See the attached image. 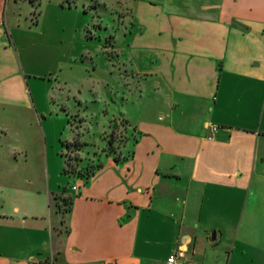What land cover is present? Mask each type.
<instances>
[{"label":"crops","instance_id":"crops-1","mask_svg":"<svg viewBox=\"0 0 264 264\" xmlns=\"http://www.w3.org/2000/svg\"><path fill=\"white\" fill-rule=\"evenodd\" d=\"M18 1L0 0V264H164L176 249L211 264L197 240L221 234L193 229L227 223L241 198L225 264H264V0H127L123 58L154 103L119 116L130 147L91 157L101 167L73 179L63 215L39 158L57 114L37 109L7 32Z\"/></svg>","mask_w":264,"mask_h":264},{"label":"rangeland","instance_id":"rangeland-1","mask_svg":"<svg viewBox=\"0 0 264 264\" xmlns=\"http://www.w3.org/2000/svg\"><path fill=\"white\" fill-rule=\"evenodd\" d=\"M10 4L6 15L13 14L7 32L14 41L25 88L31 91L38 110L57 114L42 123V175L51 187L58 188L53 198H66L74 180L63 173V155L70 158V166L83 171L88 162L96 164L91 157L101 154L110 134L114 154L120 155V147L128 140L130 147L134 133L119 116L136 118L154 103L153 98L138 93L143 87L131 78L123 58L130 36L129 5L127 0H20L13 8ZM74 137L86 144L76 154L81 160L85 155V165L73 160V151L65 152L63 144ZM242 202L239 199L227 223L195 226L198 237L204 235L200 232L204 227H209L208 235L221 234L214 242H209L207 233L204 240L198 238L195 255L200 252L211 264H225Z\"/></svg>","mask_w":264,"mask_h":264},{"label":"trees","instance_id":"trees-1","mask_svg":"<svg viewBox=\"0 0 264 264\" xmlns=\"http://www.w3.org/2000/svg\"><path fill=\"white\" fill-rule=\"evenodd\" d=\"M125 122V121H122ZM65 147V152L66 150L70 152H74L75 156L73 160H76L81 165H85L86 160L82 158L79 159L77 158L76 154L77 152H81L82 149L85 147L86 144L80 142L76 137L73 138V140L69 143L63 144ZM67 153V154H69ZM101 154H104L105 156H111L114 162H118L122 160V158H119V154L117 153L116 155L114 154V148H113V139L111 134L107 137L105 146L103 149L100 151ZM65 157L64 160V168H63V173L73 179H79L82 180L83 182H86L93 174L95 171L100 169L101 165L99 163L92 164L91 162H88L89 164L87 167H84L83 171L81 169H76L75 166H70L68 161L70 158L66 157V154L63 155ZM124 159V158H123ZM87 168V170H85ZM53 206L56 212L59 214H65L69 211L70 209V199L69 198H53Z\"/></svg>","mask_w":264,"mask_h":264},{"label":"built area","instance_id":"built-area-1","mask_svg":"<svg viewBox=\"0 0 264 264\" xmlns=\"http://www.w3.org/2000/svg\"><path fill=\"white\" fill-rule=\"evenodd\" d=\"M210 134L214 133L216 128L214 126H209L208 128ZM208 140H210V137H207ZM25 264H38L34 260H28ZM42 264H55V260L52 256H49ZM164 264H197L193 261H191L187 256L186 252L181 249H176L174 252L169 254Z\"/></svg>","mask_w":264,"mask_h":264},{"label":"water","instance_id":"water-1","mask_svg":"<svg viewBox=\"0 0 264 264\" xmlns=\"http://www.w3.org/2000/svg\"><path fill=\"white\" fill-rule=\"evenodd\" d=\"M214 239V234L210 235V240L212 241Z\"/></svg>","mask_w":264,"mask_h":264}]
</instances>
